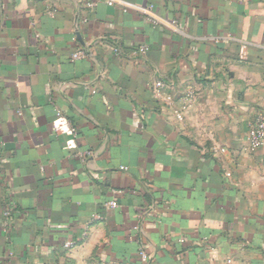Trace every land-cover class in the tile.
I'll return each mask as SVG.
<instances>
[{"label":"crops","instance_id":"obj_1","mask_svg":"<svg viewBox=\"0 0 264 264\" xmlns=\"http://www.w3.org/2000/svg\"><path fill=\"white\" fill-rule=\"evenodd\" d=\"M87 1L0 0V264H264V0Z\"/></svg>","mask_w":264,"mask_h":264},{"label":"built area","instance_id":"obj_2","mask_svg":"<svg viewBox=\"0 0 264 264\" xmlns=\"http://www.w3.org/2000/svg\"><path fill=\"white\" fill-rule=\"evenodd\" d=\"M109 5H114L116 0H107ZM86 5L88 7H93L95 5V2L93 0H88L86 2ZM144 16L146 19H148L150 22H152L155 25H158L160 23L159 17L153 12V6L149 5L142 10ZM115 52L118 53L119 49L114 48ZM147 51V48L145 46H140L139 47V52L142 54H145ZM84 51L82 50H77L76 52L73 53V58L78 59L84 56ZM164 87V82L159 79L156 80L155 83L153 84L152 87V92L156 97H159L161 95L162 88ZM196 100V92L193 88H189L184 96H182L179 99L180 103V110L177 109L175 111V114L177 117L181 118L182 117V111L189 107L194 101ZM62 115L59 113V119L62 123ZM72 131H75V129L72 128ZM247 140L249 142V146L251 149H258V148H264V109L257 115L255 120L250 124L248 132H247ZM108 205L112 207H117L118 203L117 201L113 200L108 203ZM9 214V212H7ZM135 230L138 229V226L134 227ZM71 243L67 242L66 246H70ZM139 257H140V262L141 264H151L152 262V254L145 244H141L139 249H138ZM229 264H232V260H228Z\"/></svg>","mask_w":264,"mask_h":264}]
</instances>
